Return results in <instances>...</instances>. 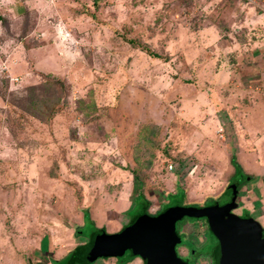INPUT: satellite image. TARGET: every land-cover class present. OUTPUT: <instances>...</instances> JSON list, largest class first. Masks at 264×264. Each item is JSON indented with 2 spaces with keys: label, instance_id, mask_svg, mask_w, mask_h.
<instances>
[{
  "label": "rangeland",
  "instance_id": "obj_1",
  "mask_svg": "<svg viewBox=\"0 0 264 264\" xmlns=\"http://www.w3.org/2000/svg\"><path fill=\"white\" fill-rule=\"evenodd\" d=\"M232 155L264 174V0H0V264H65L83 210L116 230L140 193L220 196Z\"/></svg>",
  "mask_w": 264,
  "mask_h": 264
},
{
  "label": "water",
  "instance_id": "obj_2",
  "mask_svg": "<svg viewBox=\"0 0 264 264\" xmlns=\"http://www.w3.org/2000/svg\"><path fill=\"white\" fill-rule=\"evenodd\" d=\"M236 199L233 188L224 205L220 200L208 207L173 205L156 215H140L115 233L96 228L85 243L68 253L65 264H93L100 259L128 264L136 258L142 264H187L175 253L179 243L175 224L183 218L207 220L218 241L215 264H264L263 228L251 217L232 213L238 207Z\"/></svg>",
  "mask_w": 264,
  "mask_h": 264
},
{
  "label": "flooded vegetation",
  "instance_id": "obj_3",
  "mask_svg": "<svg viewBox=\"0 0 264 264\" xmlns=\"http://www.w3.org/2000/svg\"><path fill=\"white\" fill-rule=\"evenodd\" d=\"M238 164L240 165L244 176H246V181L245 183H243V185L239 188H236L237 190V205L238 207L236 209H234L232 211V213H234L235 215L242 217V218H246V217H251L254 220L258 221L259 224L262 226L263 231H264V226L261 223L260 220V215H258L260 213L261 208L258 207L257 209L255 208L254 210L250 209L249 207H245V206H241L239 204V202L237 201L238 199H241V189L249 184V183H255V182H261L264 185V174L261 175H257L256 174H252L251 176L247 175L246 172H244L243 167L241 166V164L238 162ZM231 166L233 167V173H234V166L231 163ZM232 173V175H233ZM230 176V179L227 182V186L229 184L232 183V177ZM232 189H229L225 194L227 193H232ZM224 194V195H225ZM222 195V194H221ZM217 196V197H208L207 200L211 199V201H205L204 203H187V204H179L177 206H197V207H208V206H212L214 205V203H217L219 200L221 201L222 197L224 196ZM185 199V198H184ZM184 201V200H183ZM227 202V201H226ZM226 202H222V204L220 203V205H224ZM219 205V206H220ZM167 209V208H166ZM163 211V210H162ZM161 211V212H162ZM257 214L255 217L254 215ZM150 215V214H149ZM156 215V214H154ZM181 222H183L182 224H180ZM186 227H191L190 231L187 232ZM175 230H176V234L177 237L179 238V243L175 246V253L177 255L178 258H180L182 261H184L187 264H197V260L198 259H203L201 264H215V251L218 247V241L217 239L214 237V235L212 234V232L209 229L207 220L205 218H183L182 220L176 222L175 224ZM208 231L209 236L206 234V232ZM183 238H187L190 239L193 243H195L196 245H194L195 247H207L208 250H205V252H198L196 253L193 248L188 249L186 246H184L181 242ZM190 254L194 257L195 261L191 262V260L189 259Z\"/></svg>",
  "mask_w": 264,
  "mask_h": 264
},
{
  "label": "trees",
  "instance_id": "obj_4",
  "mask_svg": "<svg viewBox=\"0 0 264 264\" xmlns=\"http://www.w3.org/2000/svg\"><path fill=\"white\" fill-rule=\"evenodd\" d=\"M97 1L98 0H95V3H97ZM130 43H132V41ZM230 161H231L232 165L234 166V170H235L233 175H232L233 176L232 177V183L226 187V189L224 190V192L222 193L221 196H223L229 189L234 188V187L239 188L243 185V183L246 182V176H244V173H243L240 165L238 164L237 160H235L234 155L231 156ZM176 197H178L179 199H182V200H184V198H185V192L180 186H177L174 193H167L166 202L164 204H162V205L166 204L165 205L166 207H164V208L161 207L160 210L156 214L160 213L162 210H165L166 208H168L170 206L178 205V202L175 199ZM169 198H171L172 200L170 201ZM168 200L170 203H167ZM174 201H176V202H174ZM207 201H211V199H209ZM149 207H150V202L147 200V198L141 193L138 194V196L132 201V205H131L130 210L127 211V216H128L129 221L134 220L135 218H137L140 215L149 214L148 213ZM82 217H83L84 221H87V223H89L93 226V222L90 220V215H89L88 210L82 211ZM93 230L95 231L96 227H94ZM74 235L77 238H79L82 235V231L80 230V227L75 228Z\"/></svg>",
  "mask_w": 264,
  "mask_h": 264
},
{
  "label": "crops",
  "instance_id": "obj_5",
  "mask_svg": "<svg viewBox=\"0 0 264 264\" xmlns=\"http://www.w3.org/2000/svg\"><path fill=\"white\" fill-rule=\"evenodd\" d=\"M260 171H262V170H260ZM257 175H261L260 173H258ZM245 207H250L249 206V204H246V206ZM258 215H260V220H261V223L263 224V226H264V198L262 199V207H261V210H260V213L258 214ZM90 220L93 222V226L94 227H96V228H105L104 230L107 232V233H115V232H117V231H119L125 224H127L128 223V221H129V219H128V216L126 215V220L125 221H123V223L120 225V227L119 228H117L116 230H109V229H107V227L106 226H103V224L102 225H97V223H95V221H94V219H93V217L92 216H90ZM83 221H84V219H83V217H82V220L79 222V226L80 225H82L83 224ZM79 238H81V237H79ZM82 239V242L80 243V244H78V245H81V244H83V243H85L86 242V240L85 239H83V238H81ZM78 245H75L73 248H71V249H69V250H64V252H63V254L62 255H60V259L61 258H65L64 259V261H66V258H67V254H68V252H70L71 250H73L75 247H77ZM64 263V262H63ZM93 264H118L117 263V260L116 259H108L107 261H104V260H97V261H95ZM128 264H142V262H141V260L140 259H138V258H136V259H134L133 261H131L130 263H128Z\"/></svg>",
  "mask_w": 264,
  "mask_h": 264
},
{
  "label": "clouds",
  "instance_id": "obj_6",
  "mask_svg": "<svg viewBox=\"0 0 264 264\" xmlns=\"http://www.w3.org/2000/svg\"><path fill=\"white\" fill-rule=\"evenodd\" d=\"M66 26L63 23H58L56 25V32H57V37L60 40L61 44H63L65 41H69L71 43H76L75 39L71 36L69 32L65 30ZM62 55L69 56L72 59H75V57L79 56L80 53H70V52H65L62 53Z\"/></svg>",
  "mask_w": 264,
  "mask_h": 264
}]
</instances>
